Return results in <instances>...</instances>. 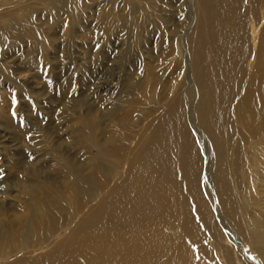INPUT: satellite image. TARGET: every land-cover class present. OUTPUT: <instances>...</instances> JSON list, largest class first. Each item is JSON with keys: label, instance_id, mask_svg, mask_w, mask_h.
Listing matches in <instances>:
<instances>
[{"label": "rangeland", "instance_id": "1", "mask_svg": "<svg viewBox=\"0 0 264 264\" xmlns=\"http://www.w3.org/2000/svg\"><path fill=\"white\" fill-rule=\"evenodd\" d=\"M189 54L206 78L221 55L264 54V0H0V236L13 237L9 245L0 240V264H238L210 245L211 231L194 211L188 223L170 213L160 187L141 201L125 189L109 208L100 201L104 190L96 193L99 159L110 155L118 164L112 148L124 143L119 163L125 164L147 136L166 156L150 174L190 202L184 173L193 146L186 151L167 118L172 99H184L205 177L207 156L190 118L185 81L178 91L172 85L176 62ZM261 66L239 59L225 77L236 85L224 110L228 136L219 184L235 192L243 219L238 227L249 224L264 237ZM121 209L125 221L111 215ZM34 213L60 220L65 237L80 229L74 257L57 250L53 262L42 259L53 245L31 253L52 235L46 224L39 231L29 222ZM225 225L245 261L264 264L248 240L237 239L240 230Z\"/></svg>", "mask_w": 264, "mask_h": 264}, {"label": "bare ground", "instance_id": "2", "mask_svg": "<svg viewBox=\"0 0 264 264\" xmlns=\"http://www.w3.org/2000/svg\"><path fill=\"white\" fill-rule=\"evenodd\" d=\"M252 29L254 33L253 42L255 43L257 40L256 27L254 24H252ZM188 38H183V40L186 41ZM189 55L190 57L187 55L186 61L178 60L176 62L180 67L176 72L174 71L175 75L174 78H172V85L173 89L178 91L181 89V81H185L184 93L187 96L190 118L195 122V124H193L194 130L201 139L203 150L207 156V174L205 177L202 173L204 154L200 147L199 139L186 123L184 99L181 98L180 100L176 97L172 99L167 118L172 126L174 134L178 137L179 141L186 146V151L193 146L190 156V166L184 173V183L190 193V202H188V204L183 203L184 201L178 198L179 195L175 193V188L173 186L164 184V182L150 174V169L157 165L163 166L166 161V156L163 150L164 146L159 145L154 147L147 136H142L137 145L131 149L130 152L133 156L129 161H126L125 164L124 162L119 163L121 161L119 157L123 156L121 154L125 149L124 143L112 148V150L115 151V160L118 164L111 160L110 155H105V157L102 156L99 159L103 165H101L102 174H97L94 180L96 184V193L99 194L101 190H104V194L100 201L106 208H109L111 201H116L123 197L120 195V192L125 189L130 188L133 190L131 195H134L135 200L141 201L146 194L149 192L152 193L160 187L159 195L162 198V202L169 205L170 213L177 211L178 215L184 220V223H188L190 221V212L194 211L199 223L208 226L211 231L209 237L211 239L210 245L218 244L216 248H219V250L223 249L225 256L227 258L231 257L232 260H237L238 264H250L247 260L245 261V258L241 255V245L237 243L235 236L234 238L232 237L233 235L229 230L230 227L228 228L225 225V221L231 225V231L233 233L238 229L240 230L241 236L237 237V239L243 238L245 241L248 240L252 247V251L258 253L257 255H259L261 259H264L263 232L250 228L249 224H246L248 228L243 227L242 224L241 228L238 227V223L242 222L243 219L237 217L235 192H233L232 188L227 183L219 184L220 181H223V177L225 176L222 151L228 136L224 110L229 101L235 97L236 85L233 81H226L225 77L228 71L237 64L239 59H246L249 60L250 63H262L260 67V82L264 84V54H238V58L237 54L235 58L221 55L219 57V66L216 67L214 73L207 78L202 75L200 69L197 67L195 58H193L191 54ZM189 72L191 77L188 80ZM216 84L220 85L217 86ZM180 94L182 95V92H180ZM219 96H221V98H219ZM244 119H246L245 116ZM255 126L256 128L262 127L259 123H256ZM201 129L205 131L206 135ZM98 145L99 142H96V146ZM197 157L200 161V167L195 166ZM163 174L167 175L168 173L164 170ZM159 182L163 183V186H161ZM199 182L201 186L198 185ZM259 206L263 209L261 213L264 214V202L259 204ZM240 212H242V210H240ZM216 213L218 215H216ZM108 214L110 213L108 212ZM111 215L114 218L117 216L120 219L123 218L122 221L128 218L123 209L118 213L111 212ZM255 221L262 223L257 218ZM29 222H32L33 226L39 224L37 226L39 231L42 230L45 224L48 226V229L52 231V235L43 238L42 241L39 242V247L34 248L31 253L44 250L50 245H53L50 251H45L47 255L42 259L53 262L56 254H59L56 252L57 250H66V256L70 258L74 257V251L71 250V247L77 241L75 236L80 229H76L72 233L67 234L66 237L64 234H59L61 228H58V226L61 221L55 219L51 214L43 215L42 213H34ZM250 224L253 225L254 223L251 222ZM221 226L224 228L225 233L220 230ZM246 235H248L249 238L245 237ZM77 237L79 236L77 235ZM12 239H8L5 235L0 236V240L8 245ZM223 241L225 242L223 243ZM227 242H233V247H227L229 246ZM235 249H237V254L235 253ZM233 251L238 257L235 258L231 255ZM133 254H135V252H133ZM58 264H62V262L59 261ZM75 264L77 263L75 262Z\"/></svg>", "mask_w": 264, "mask_h": 264}]
</instances>
